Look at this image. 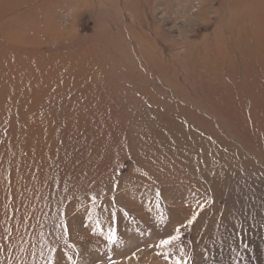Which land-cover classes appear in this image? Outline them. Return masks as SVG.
Wrapping results in <instances>:
<instances>
[{"label": "rangeland", "instance_id": "1", "mask_svg": "<svg viewBox=\"0 0 264 264\" xmlns=\"http://www.w3.org/2000/svg\"><path fill=\"white\" fill-rule=\"evenodd\" d=\"M178 228L264 264V0H0V264H167Z\"/></svg>", "mask_w": 264, "mask_h": 264}, {"label": "snow or ice", "instance_id": "2", "mask_svg": "<svg viewBox=\"0 0 264 264\" xmlns=\"http://www.w3.org/2000/svg\"><path fill=\"white\" fill-rule=\"evenodd\" d=\"M204 205H200V208L203 209ZM196 219V215L188 220V225H191ZM99 227V225H97ZM109 244H112L113 250H115V246L118 244V236L115 231L109 232L106 237ZM181 239V232L180 229H176V235L170 236L168 239H162L156 245L161 251L158 252V255H162L167 264H192L193 257L188 256L184 253L182 248H177L175 251L172 249L174 242L179 241ZM110 264H116L115 260L109 258ZM51 264V261H50ZM73 264H76L73 261Z\"/></svg>", "mask_w": 264, "mask_h": 264}]
</instances>
